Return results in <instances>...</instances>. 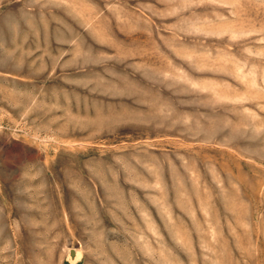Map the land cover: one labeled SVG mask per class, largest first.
Masks as SVG:
<instances>
[{
    "label": "rangeland",
    "instance_id": "rangeland-1",
    "mask_svg": "<svg viewBox=\"0 0 264 264\" xmlns=\"http://www.w3.org/2000/svg\"><path fill=\"white\" fill-rule=\"evenodd\" d=\"M0 264H264V0H0Z\"/></svg>",
    "mask_w": 264,
    "mask_h": 264
}]
</instances>
